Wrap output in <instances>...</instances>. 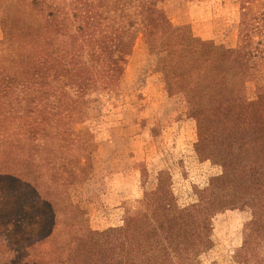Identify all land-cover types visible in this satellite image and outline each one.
<instances>
[{
    "label": "trees",
    "instance_id": "obj_1",
    "mask_svg": "<svg viewBox=\"0 0 264 264\" xmlns=\"http://www.w3.org/2000/svg\"><path fill=\"white\" fill-rule=\"evenodd\" d=\"M256 1L254 11L250 1L241 3L233 48L198 34L179 38L169 23L160 29L189 112L208 111L226 100L236 113L234 123L213 117L198 124L199 142L225 157L221 173L196 190L197 201L189 207L195 219L207 224L213 209L256 203L240 247L224 264H264V101L260 90L253 100L247 97L237 67L245 60L264 81V0ZM132 26L126 6L104 0H0V51L17 49L20 57L18 72H0V170L3 164L11 170L10 180L0 175V264L21 258L25 264H193L174 235L181 210L160 188L150 193L147 208L128 210L121 225L85 230L83 241L64 256L46 259L29 249L26 228L46 190L27 155L16 148L48 138L47 164L67 166L60 160L70 149L79 150L75 137H92L68 128L88 118L98 86L113 88L129 57L115 36ZM56 139L60 148L50 149ZM241 140L244 145L229 149ZM253 159L263 167L258 169Z\"/></svg>",
    "mask_w": 264,
    "mask_h": 264
},
{
    "label": "rangeland",
    "instance_id": "obj_2",
    "mask_svg": "<svg viewBox=\"0 0 264 264\" xmlns=\"http://www.w3.org/2000/svg\"><path fill=\"white\" fill-rule=\"evenodd\" d=\"M126 6L133 26L115 36V44L129 57L123 71L107 91L101 85L92 92L88 118L71 125L79 150L65 153V168H51L45 161L47 139L16 148L28 157L46 199L33 208L27 226L29 249L46 259L64 256L83 241L85 230H105L121 225L128 210L148 207L150 193L157 188L170 192L181 210L174 222V235L193 264H224L242 243V229L256 212V203L241 201L224 209H213L202 224L190 213L197 201L196 190L221 173L224 155L213 154L199 142L198 124L213 117L234 123L236 113L226 101L208 111L191 113L180 76L172 73L168 47L161 28L169 23L179 38L207 37L224 48L237 41L241 3L256 0H104ZM163 17V21L159 20ZM2 38L0 30V40ZM19 51H0V72L19 71ZM253 100L259 90L264 101V81L248 69L245 60L237 64ZM55 132L49 131L48 133ZM49 143V141H48ZM241 140L229 147L244 145ZM60 148L59 139L50 149ZM44 152V153H43ZM59 154L57 155V157ZM64 156V154H63ZM253 164L261 169L259 159ZM1 178L11 179L8 164L1 165ZM162 177L161 179H159ZM77 213H80L77 215ZM8 264H25V259Z\"/></svg>",
    "mask_w": 264,
    "mask_h": 264
}]
</instances>
